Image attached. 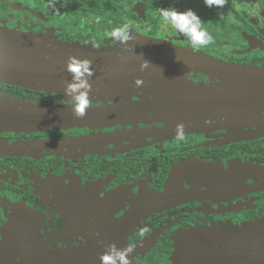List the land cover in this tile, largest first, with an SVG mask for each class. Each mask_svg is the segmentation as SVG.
Wrapping results in <instances>:
<instances>
[{"label": "flooded vegetation", "instance_id": "1", "mask_svg": "<svg viewBox=\"0 0 264 264\" xmlns=\"http://www.w3.org/2000/svg\"><path fill=\"white\" fill-rule=\"evenodd\" d=\"M168 8L195 12L212 43L192 47ZM124 24L228 70L173 69L178 90L90 89L102 118L38 127L33 110H73L71 98L0 76V245H21L16 264H102L111 245L129 264H264V106L196 103L264 99V0H0V31L124 51L109 36Z\"/></svg>", "mask_w": 264, "mask_h": 264}, {"label": "water", "instance_id": "2", "mask_svg": "<svg viewBox=\"0 0 264 264\" xmlns=\"http://www.w3.org/2000/svg\"><path fill=\"white\" fill-rule=\"evenodd\" d=\"M0 47L2 48L0 53L4 55V58H0V76L24 86L35 84L52 86L60 93H65L66 83L72 80V74L67 70L66 63L70 57L80 61H90L89 71L92 73L88 77L90 89H97L100 93L108 94L110 97H113L114 93L128 94L129 88L133 89L137 86L152 87L159 91L164 90L162 88L164 85L167 86V89H177L180 86L184 89V80L179 79V82L174 79L180 75L171 72L173 69H176L175 71L228 70L226 64L213 63L204 56L171 43L139 35H133L125 44L126 50L122 51L117 48L96 49L90 45L61 43L49 38L2 30L0 31ZM256 74L258 75V73ZM261 78L264 79L263 75ZM137 80L142 83L137 85ZM188 88L195 89V87ZM223 90V87L220 86L216 92L223 94ZM198 91H202V89L198 88ZM222 99L217 101L216 97L209 94L207 99L202 97L197 99L196 103L199 105L200 102L204 104L213 102V107L210 108L212 110L206 111L208 114L226 109L239 110L264 106V99L251 103L237 100H229V102L226 101V98ZM193 103L192 107H194ZM128 106H124L123 109L134 110V106ZM47 111L44 113L45 117H42L39 115L40 109L33 110L31 114L33 117L29 116V121H32L31 125L36 127L47 123L53 126L74 125L75 122L81 120L90 121L102 118L107 113L104 109H86L85 115L82 118H77L72 109L62 111L48 109ZM199 114V112L193 114L190 112L185 117L192 118ZM181 118L184 117L181 116ZM19 247H21L20 244L11 243L9 239H6L0 245V264H16L14 263L15 255ZM32 263V254H30L18 264ZM69 264H74V261L69 260Z\"/></svg>", "mask_w": 264, "mask_h": 264}, {"label": "clouds", "instance_id": "3", "mask_svg": "<svg viewBox=\"0 0 264 264\" xmlns=\"http://www.w3.org/2000/svg\"><path fill=\"white\" fill-rule=\"evenodd\" d=\"M208 7L213 5L223 6L224 0H205ZM54 6V5H53ZM162 19L169 23L172 28L179 33L188 37L192 47L206 46L212 43V37L202 29L200 17L188 9L185 12H178L175 8L161 10ZM109 36L117 42H128L132 38L129 24H124L114 28ZM67 63V70L72 74V80L66 83L65 93L73 101V111L77 118H82L85 115V110L89 106L88 92L90 84L88 77L92 75L89 71L90 61H80L70 57ZM142 81L137 80L136 84L140 85ZM177 138L183 139V125H178ZM131 249H118L115 245L109 246V249L100 257L102 264H129V254ZM113 252L116 255H113Z\"/></svg>", "mask_w": 264, "mask_h": 264}, {"label": "rangeland", "instance_id": "4", "mask_svg": "<svg viewBox=\"0 0 264 264\" xmlns=\"http://www.w3.org/2000/svg\"><path fill=\"white\" fill-rule=\"evenodd\" d=\"M51 40H55V41H57V42H61V43H64V42H62V41H59V40H56V39H51Z\"/></svg>", "mask_w": 264, "mask_h": 264}]
</instances>
